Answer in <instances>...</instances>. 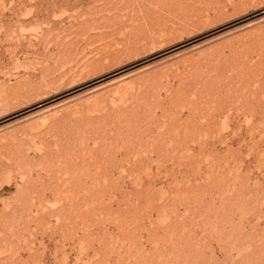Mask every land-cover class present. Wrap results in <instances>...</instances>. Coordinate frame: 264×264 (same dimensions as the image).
<instances>
[{
    "label": "rangeland",
    "instance_id": "374dc122",
    "mask_svg": "<svg viewBox=\"0 0 264 264\" xmlns=\"http://www.w3.org/2000/svg\"><path fill=\"white\" fill-rule=\"evenodd\" d=\"M0 264H264V0H0Z\"/></svg>",
    "mask_w": 264,
    "mask_h": 264
}]
</instances>
